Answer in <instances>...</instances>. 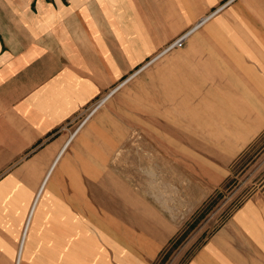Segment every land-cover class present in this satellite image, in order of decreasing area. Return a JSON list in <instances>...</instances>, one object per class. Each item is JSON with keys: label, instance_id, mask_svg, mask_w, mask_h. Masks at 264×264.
Returning <instances> with one entry per match:
<instances>
[{"label": "crops", "instance_id": "0c3cea01", "mask_svg": "<svg viewBox=\"0 0 264 264\" xmlns=\"http://www.w3.org/2000/svg\"><path fill=\"white\" fill-rule=\"evenodd\" d=\"M136 1L0 0V264H157L177 238L172 198L108 179L124 139L112 128L125 124L120 91L157 61L142 65L154 50ZM174 1L191 32H215L222 92L246 102L242 139L253 140L264 130V0ZM185 264H264V196L237 206Z\"/></svg>", "mask_w": 264, "mask_h": 264}, {"label": "rangeland", "instance_id": "374dc122", "mask_svg": "<svg viewBox=\"0 0 264 264\" xmlns=\"http://www.w3.org/2000/svg\"><path fill=\"white\" fill-rule=\"evenodd\" d=\"M175 5L137 0L132 6V19L148 29L147 48L154 50L142 65L157 61L120 91L117 120L125 124L111 126L124 139L115 142L108 179L128 182L137 194L172 198L178 209L180 231L157 264H185L237 206L264 196V130L242 139L251 127L241 124L246 102L222 92L226 78L210 54L217 44L208 43L215 32L203 25L191 32L195 23L189 27ZM159 38L169 42L156 45ZM178 39L181 45L173 46Z\"/></svg>", "mask_w": 264, "mask_h": 264}, {"label": "built area", "instance_id": "2783aa9c", "mask_svg": "<svg viewBox=\"0 0 264 264\" xmlns=\"http://www.w3.org/2000/svg\"><path fill=\"white\" fill-rule=\"evenodd\" d=\"M182 40H183V39H178V40L175 42V44H174L173 46H175V45H181ZM173 46H172V47H173ZM104 100H105V99H102V100L96 102V103L92 106L91 111H90V114H92L94 111H96L97 108H99V107L101 106V104L104 102Z\"/></svg>", "mask_w": 264, "mask_h": 264}, {"label": "trees", "instance_id": "16d2710c", "mask_svg": "<svg viewBox=\"0 0 264 264\" xmlns=\"http://www.w3.org/2000/svg\"><path fill=\"white\" fill-rule=\"evenodd\" d=\"M177 242H179V241H177ZM177 242H176V243H177ZM176 243H175V245H172L171 247H172V248H175V247H176Z\"/></svg>", "mask_w": 264, "mask_h": 264}, {"label": "bare ground", "instance_id": "6f19581e", "mask_svg": "<svg viewBox=\"0 0 264 264\" xmlns=\"http://www.w3.org/2000/svg\"><path fill=\"white\" fill-rule=\"evenodd\" d=\"M202 22H203V20H202L198 25H200ZM188 33H190V31H189ZM188 33H187V34H188ZM187 34H186V35H187ZM186 38H187V37H186Z\"/></svg>", "mask_w": 264, "mask_h": 264}]
</instances>
